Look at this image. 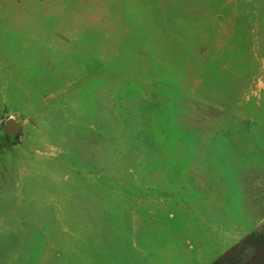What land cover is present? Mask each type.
Here are the masks:
<instances>
[{"label":"rangeland","instance_id":"374dc122","mask_svg":"<svg viewBox=\"0 0 264 264\" xmlns=\"http://www.w3.org/2000/svg\"><path fill=\"white\" fill-rule=\"evenodd\" d=\"M263 225L264 0H0V264H182L171 229L210 264Z\"/></svg>","mask_w":264,"mask_h":264},{"label":"crops","instance_id":"0c3cea01","mask_svg":"<svg viewBox=\"0 0 264 264\" xmlns=\"http://www.w3.org/2000/svg\"><path fill=\"white\" fill-rule=\"evenodd\" d=\"M160 209L162 210V208H160ZM160 209H158V210H160ZM162 211H166V210L163 209ZM144 212L147 214L148 217L153 218L155 221H157L159 223L160 218H156L154 216V213L153 214H149L150 212H148L147 210L144 211ZM184 213H186V211ZM170 219H173V217L170 218ZM175 223H176V221H175ZM187 223L188 222H186L184 224V226H186ZM169 232L172 233V236L167 235V238L170 240V242L166 244L167 254L170 255V252H172L174 250V248H176L177 245H178V248L183 247L187 251L186 250L184 251L183 255L180 256L179 260L181 261L182 264H191V257H190L192 255L191 254V248L188 246V243L186 241V240H188V242H189V238H190V235H191L190 229H188V232L183 233L184 240L181 238V235H179L180 232L173 231L172 229ZM224 232L227 234L226 231H224ZM247 233L248 232L240 233V235L235 237L236 240H234L233 243L235 244L236 242L241 240L245 235H247ZM183 241H184V243H183ZM116 249H118V247ZM142 251L143 250H141L140 252H142ZM116 252H117V255H118L119 254V250H117ZM109 254H110L109 252L105 251L104 255H102L100 257V259H101L100 263L101 264H140V260L138 258H133L132 256H129L128 253H125V256H118L119 258H113V257L110 258ZM197 254L200 255V252H198ZM141 255H142V257L145 256L143 253H141ZM193 257H196V254H194ZM90 259H91V257H88L86 259V262H82V264H91V260ZM84 260H85V258H84ZM84 260H82V261H84ZM148 261H149L150 264H155L157 262H160V263L164 264L162 262V257H156L153 261H152L151 258H149ZM92 264H99V263L97 261H95ZM167 264H173V263L168 260Z\"/></svg>","mask_w":264,"mask_h":264},{"label":"trees","instance_id":"16d2710c","mask_svg":"<svg viewBox=\"0 0 264 264\" xmlns=\"http://www.w3.org/2000/svg\"><path fill=\"white\" fill-rule=\"evenodd\" d=\"M210 264H264V225L245 235Z\"/></svg>","mask_w":264,"mask_h":264},{"label":"water","instance_id":"95a60500","mask_svg":"<svg viewBox=\"0 0 264 264\" xmlns=\"http://www.w3.org/2000/svg\"><path fill=\"white\" fill-rule=\"evenodd\" d=\"M17 127V124H16V122L12 119V118H9L8 120H7V122H6V127H5V129L6 130H13L14 128H16Z\"/></svg>","mask_w":264,"mask_h":264}]
</instances>
